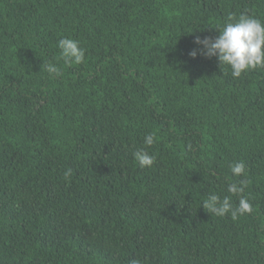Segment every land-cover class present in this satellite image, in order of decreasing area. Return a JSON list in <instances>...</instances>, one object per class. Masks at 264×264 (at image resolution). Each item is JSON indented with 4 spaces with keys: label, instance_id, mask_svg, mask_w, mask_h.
I'll return each instance as SVG.
<instances>
[{
    "label": "trees",
    "instance_id": "trees-1",
    "mask_svg": "<svg viewBox=\"0 0 264 264\" xmlns=\"http://www.w3.org/2000/svg\"><path fill=\"white\" fill-rule=\"evenodd\" d=\"M242 14L264 0H0V264H264V68L195 43Z\"/></svg>",
    "mask_w": 264,
    "mask_h": 264
},
{
    "label": "clouds",
    "instance_id": "clouds-1",
    "mask_svg": "<svg viewBox=\"0 0 264 264\" xmlns=\"http://www.w3.org/2000/svg\"><path fill=\"white\" fill-rule=\"evenodd\" d=\"M195 43L202 45L201 54L218 58L220 65H228L231 68V75L234 78L241 77L242 74L250 70L264 68V22L257 18H253L242 14L239 19L229 17L225 23L223 31L219 32L217 37H205L201 40L196 38ZM60 56L65 64L72 65L80 64L85 60V49L79 45V41L64 37L58 41ZM197 50L193 49L189 55L195 57ZM46 71L50 77L62 75L60 68L53 63L45 65ZM156 142L154 133L145 136L144 143L151 146ZM134 159L138 162L139 166L151 167L156 156L149 154L147 151L140 149L133 153ZM231 172L234 176H242L245 173V163L238 161L230 165ZM71 174V169L65 172V176ZM244 181L241 180L240 184L230 183L227 191L232 194L242 193L244 191ZM204 209L216 216H225L231 214L233 219L245 213L253 211L250 201L241 196L238 206L233 207V203L228 196L223 199L215 193L208 196L202 202ZM136 264H140L139 261Z\"/></svg>",
    "mask_w": 264,
    "mask_h": 264
}]
</instances>
